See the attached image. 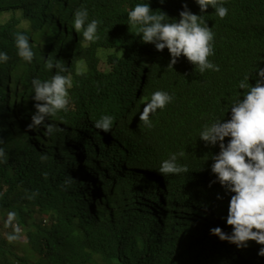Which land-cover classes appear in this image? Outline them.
I'll return each mask as SVG.
<instances>
[{
	"label": "trees",
	"instance_id": "obj_1",
	"mask_svg": "<svg viewBox=\"0 0 264 264\" xmlns=\"http://www.w3.org/2000/svg\"><path fill=\"white\" fill-rule=\"evenodd\" d=\"M145 3L168 23L185 3L201 15L214 33L208 60L219 71L200 73L183 56L168 66V49L143 43L140 26L129 24L128 12ZM218 5L228 9L223 19L211 6L201 13L195 0H0V52L9 57L0 62L7 161L0 163V264H264V246L249 241L238 248L210 232L231 234L234 193L211 171L219 144L206 145L200 133L231 118L247 91L240 82L248 76L255 85L264 68V0ZM81 8L88 22L100 21L93 42L72 27ZM17 33L29 38L30 63L18 56ZM48 59L67 69L60 74L70 86L68 110L46 120L58 130L45 136L42 126L28 125L32 80L58 71L45 67ZM156 91L172 100L150 114L147 127L139 115ZM104 115L113 117L108 133L94 127ZM173 154L188 172L160 174ZM9 212L21 230L12 243Z\"/></svg>",
	"mask_w": 264,
	"mask_h": 264
},
{
	"label": "clouds",
	"instance_id": "obj_2",
	"mask_svg": "<svg viewBox=\"0 0 264 264\" xmlns=\"http://www.w3.org/2000/svg\"><path fill=\"white\" fill-rule=\"evenodd\" d=\"M159 2L163 4L165 0ZM195 3L201 13L211 6L221 19L228 14V9L218 5V0H195ZM166 16L162 11L154 14L149 3L137 4L128 12V21L130 25L140 26L137 36L141 37L143 43L154 44L157 51L168 49L171 56L168 66L175 65L178 58L183 56L200 73L205 70L219 71V67L208 60L213 55L214 33L202 21L201 15L192 13L185 3L176 22H165ZM99 24L100 21L95 19L88 22V12L81 8L74 14L72 27L76 33L82 32L84 40L93 42L98 39ZM15 46L20 58L29 63L33 60L35 54L26 35L17 33ZM8 59L6 53L0 52V62H7ZM45 67L49 70L56 68L58 71L50 80H32L33 99L36 103L28 128L40 129L42 126L45 129L44 135L50 136L58 129L54 124L46 123V120L56 116L61 110H68L70 80L60 74L67 69L59 62L54 64L48 59ZM248 80L249 77L245 76L239 84L240 89L247 91L243 99L232 106L231 118L205 126L200 133V139L206 145L219 144V153L212 157L214 163L211 171L221 186L234 193L229 202L226 219L227 225L233 229L231 234L224 233L219 227L211 229L210 232L238 248L247 247L249 241L264 246V68L258 69L255 85H250ZM171 100L172 97L166 92H154L150 102L144 105L139 120L151 127L150 114L157 109H163ZM112 124L113 117L104 115L95 122L94 127L108 133ZM226 137L230 138L227 144L224 143ZM2 143L3 139H0V144ZM47 158L46 155L41 157L42 160ZM176 160L175 154L164 160L159 173L164 176L187 173V166L178 165ZM6 162L5 151L0 147V163ZM35 195L38 193H33ZM15 216V212H9L5 221V227L13 228V233L6 237L9 243L18 240L21 231L19 225L13 224ZM258 255L264 257V247L260 248Z\"/></svg>",
	"mask_w": 264,
	"mask_h": 264
},
{
	"label": "rangeland",
	"instance_id": "obj_3",
	"mask_svg": "<svg viewBox=\"0 0 264 264\" xmlns=\"http://www.w3.org/2000/svg\"><path fill=\"white\" fill-rule=\"evenodd\" d=\"M103 66H104V64H102ZM27 123V122H26ZM27 125H28V123H27ZM32 130V129H31ZM87 187H89V185H87Z\"/></svg>",
	"mask_w": 264,
	"mask_h": 264
}]
</instances>
